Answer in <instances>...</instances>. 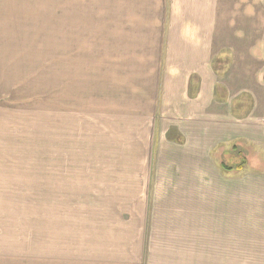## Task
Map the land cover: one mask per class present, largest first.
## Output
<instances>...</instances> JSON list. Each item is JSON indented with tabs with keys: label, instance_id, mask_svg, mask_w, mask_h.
Returning <instances> with one entry per match:
<instances>
[{
	"label": "rangeland",
	"instance_id": "obj_1",
	"mask_svg": "<svg viewBox=\"0 0 264 264\" xmlns=\"http://www.w3.org/2000/svg\"><path fill=\"white\" fill-rule=\"evenodd\" d=\"M179 3L186 8L0 0V240L99 239L105 226L120 240L119 225L135 223L144 194L264 192V152L247 139L215 146L202 173L170 147L177 84L182 103L196 100L208 60L180 56L194 45L167 40ZM243 3L251 16L264 14V0ZM233 58L217 57L215 74L226 77ZM247 60L264 69L262 58ZM184 133L194 145L198 132Z\"/></svg>",
	"mask_w": 264,
	"mask_h": 264
},
{
	"label": "crops",
	"instance_id": "obj_2",
	"mask_svg": "<svg viewBox=\"0 0 264 264\" xmlns=\"http://www.w3.org/2000/svg\"><path fill=\"white\" fill-rule=\"evenodd\" d=\"M178 1L186 8L176 6L183 10L169 21L167 40L194 45L184 44L180 56L208 60L201 65L196 100L182 103L180 85L174 83L175 116L168 113L175 124L166 134L171 149L189 153L199 173L215 146L247 139L264 152V69L247 60L264 62V14L251 16L244 0L229 6L225 0H210L205 6L203 0ZM225 50L234 58L221 77L213 62ZM255 68L257 80L251 77ZM189 75L181 73L177 80L186 81ZM184 132H198L194 145ZM137 200L142 204L135 223L119 225L120 240L104 231L111 226L98 232L99 239H87L89 232L83 240H0V264H264V192H156Z\"/></svg>",
	"mask_w": 264,
	"mask_h": 264
},
{
	"label": "trees",
	"instance_id": "obj_3",
	"mask_svg": "<svg viewBox=\"0 0 264 264\" xmlns=\"http://www.w3.org/2000/svg\"><path fill=\"white\" fill-rule=\"evenodd\" d=\"M240 167V166H239ZM239 167H237L239 169Z\"/></svg>",
	"mask_w": 264,
	"mask_h": 264
}]
</instances>
